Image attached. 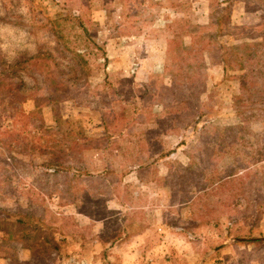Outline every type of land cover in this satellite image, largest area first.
Listing matches in <instances>:
<instances>
[{"label": "rangeland", "instance_id": "obj_1", "mask_svg": "<svg viewBox=\"0 0 264 264\" xmlns=\"http://www.w3.org/2000/svg\"><path fill=\"white\" fill-rule=\"evenodd\" d=\"M0 264H264V0H0Z\"/></svg>", "mask_w": 264, "mask_h": 264}, {"label": "trees", "instance_id": "obj_2", "mask_svg": "<svg viewBox=\"0 0 264 264\" xmlns=\"http://www.w3.org/2000/svg\"><path fill=\"white\" fill-rule=\"evenodd\" d=\"M38 55H39V53L34 55V56H31L29 58H33V57L38 58ZM72 56H73V58H76V59L80 58V60H82L81 56L77 53H72ZM57 86L53 85V87L51 88L52 90H55L54 93L57 94V97H55V99H59L61 94H64V90H65L64 88L60 87L59 85H57ZM21 131H23V130H21ZM19 132H20V130H19ZM84 146H85V144H84ZM71 149L72 148H70L69 150H71ZM66 150H68L67 147H66ZM212 180H213V178L210 179V181H212ZM205 193H207V192H203V194H205ZM17 214L23 215V214H27V213L18 212ZM11 225H14V227L12 228ZM4 228H5V231L7 230V233L11 237L13 236V239H15L18 242H21L23 244V246L32 247V246H34V242L28 241V240H30V239L38 240L37 237L32 236L33 233L37 230L36 226L34 224H31L28 221V219L24 218L23 216H18L15 219H13V221H9L8 223H6L4 225Z\"/></svg>", "mask_w": 264, "mask_h": 264}]
</instances>
